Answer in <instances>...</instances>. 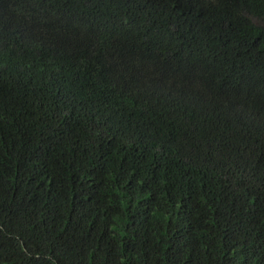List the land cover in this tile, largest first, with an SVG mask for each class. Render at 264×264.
Returning <instances> with one entry per match:
<instances>
[{"label":"trees","instance_id":"1","mask_svg":"<svg viewBox=\"0 0 264 264\" xmlns=\"http://www.w3.org/2000/svg\"><path fill=\"white\" fill-rule=\"evenodd\" d=\"M0 264H264V0H0Z\"/></svg>","mask_w":264,"mask_h":264}]
</instances>
